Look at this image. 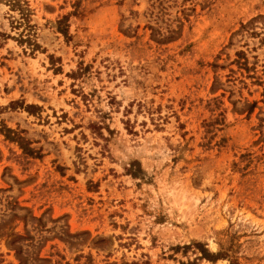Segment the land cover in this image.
I'll return each mask as SVG.
<instances>
[{"label":"rangeland","instance_id":"obj_1","mask_svg":"<svg viewBox=\"0 0 264 264\" xmlns=\"http://www.w3.org/2000/svg\"><path fill=\"white\" fill-rule=\"evenodd\" d=\"M0 264H264V0H0Z\"/></svg>","mask_w":264,"mask_h":264},{"label":"trees","instance_id":"obj_2","mask_svg":"<svg viewBox=\"0 0 264 264\" xmlns=\"http://www.w3.org/2000/svg\"><path fill=\"white\" fill-rule=\"evenodd\" d=\"M18 1H20V0H18ZM19 8L21 10L22 19H23V21L20 23V26L24 25L25 29H29V31H31L33 29V27L30 25L29 20H28V18H29L28 12H30V11H28L29 9L23 8V7H19ZM22 41L32 42L31 33L29 32L27 37H23V34H22ZM35 47H37V46L35 45Z\"/></svg>","mask_w":264,"mask_h":264}]
</instances>
